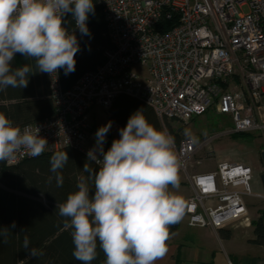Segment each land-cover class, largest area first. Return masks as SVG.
I'll list each match as a JSON object with an SVG mask.
<instances>
[{"label": "built area", "instance_id": "built-area-1", "mask_svg": "<svg viewBox=\"0 0 264 264\" xmlns=\"http://www.w3.org/2000/svg\"><path fill=\"white\" fill-rule=\"evenodd\" d=\"M98 2L113 44L104 63L65 90L57 73L50 75L54 113L20 127H40L48 142L45 151L71 146L88 154L96 146L98 128L105 125L91 123L88 115L95 116V109L106 113L120 94L144 101L161 121L187 123L213 107L230 119L222 134L257 132L264 139V0ZM172 18L175 24L166 29L161 21ZM109 132L104 151L114 140ZM197 149L189 138L175 143L179 173L191 189L185 199L188 226H248L245 198L264 201V192H252L251 167L219 161L213 170L190 172L188 163ZM28 157L21 150L6 163Z\"/></svg>", "mask_w": 264, "mask_h": 264}, {"label": "clouds", "instance_id": "clouds-1", "mask_svg": "<svg viewBox=\"0 0 264 264\" xmlns=\"http://www.w3.org/2000/svg\"><path fill=\"white\" fill-rule=\"evenodd\" d=\"M94 11L93 0H0V91L26 88L35 72H74L79 43L74 31L65 27L64 17L71 14L75 28L90 35L87 20ZM16 54L33 63L13 67ZM111 126L109 121L98 128L96 146L87 154L88 160L99 165L91 177L94 193L90 195L88 184L80 181L78 190L56 204V209L72 228V255L80 264H92L98 246L105 264H155L167 251L170 226L186 210L185 199L172 191L179 188L181 167L175 138L137 110L104 151ZM184 135L195 142L190 130L185 129ZM47 145L40 127L21 129L0 113V161L15 159L21 150L40 156ZM68 159L66 151L50 157L57 187L63 185L59 170ZM84 170L88 171L86 164ZM29 243L25 236L23 247L30 256L42 254L29 248Z\"/></svg>", "mask_w": 264, "mask_h": 264}, {"label": "trees", "instance_id": "trees-1", "mask_svg": "<svg viewBox=\"0 0 264 264\" xmlns=\"http://www.w3.org/2000/svg\"><path fill=\"white\" fill-rule=\"evenodd\" d=\"M94 14H90L87 27L90 35H82L68 14L64 17L65 27L75 33L79 51L75 56V71L65 75L57 72L60 87L65 90L86 71L103 64L105 51L113 44L109 38L106 20L98 0H93ZM164 27L175 24V18L163 19ZM32 64L26 57L16 54L13 67ZM26 88H11L0 91V113H4L16 126L38 121L54 113L51 98V78L47 73L35 72L29 76ZM137 110L157 129H166L175 138L182 139L180 130L174 131L169 120L161 121L154 110L144 101L125 94L118 95L106 111L108 121L123 128L129 117ZM241 134V133H240ZM237 134H234V136ZM67 152L68 161L59 170L63 177L62 187H57L56 173L50 171V157L56 152ZM85 164L88 171L84 170ZM99 165L88 160L84 151L64 146L37 157H28L15 164L0 161V264H80L72 252V228L67 218L58 214L56 204L66 200L68 194L77 191V183L85 181L94 193L92 174ZM93 188V189H92ZM15 222V228L12 224ZM179 222L170 226V235L176 232ZM254 243L264 245V210L253 221ZM223 231V230H222ZM223 236L226 233L222 232ZM29 238V248L42 253L32 257L23 247L24 237ZM103 251L97 248V257L92 264H105Z\"/></svg>", "mask_w": 264, "mask_h": 264}, {"label": "rangeland", "instance_id": "rangeland-1", "mask_svg": "<svg viewBox=\"0 0 264 264\" xmlns=\"http://www.w3.org/2000/svg\"><path fill=\"white\" fill-rule=\"evenodd\" d=\"M139 68V67H136ZM89 121L96 125L107 124L109 121L107 115L100 109H95L88 115ZM174 131L180 130L182 138H188L184 135L185 129L190 130L195 137V144L198 149L193 157L189 160L188 170L190 172L213 170L219 161L243 162L248 164L252 169L251 188L253 194L256 191L264 192L260 180V174L263 172L260 153L264 151V139L257 132L241 133L237 135H224L223 131L230 126L231 122L228 116L218 115L213 107H210L205 113L194 116L187 123L170 119L168 121ZM110 137L119 138V127L111 126ZM216 136L212 142L204 144L209 138ZM201 144V146H199ZM181 178L184 175L179 173ZM183 198L191 194L189 184L183 180L178 189H172ZM246 203L250 205V217L255 220L261 211L264 210V202L254 196L246 197ZM185 219L183 216L182 220ZM241 229L233 230L232 242L239 244L242 241Z\"/></svg>", "mask_w": 264, "mask_h": 264}, {"label": "crops", "instance_id": "crops-1", "mask_svg": "<svg viewBox=\"0 0 264 264\" xmlns=\"http://www.w3.org/2000/svg\"><path fill=\"white\" fill-rule=\"evenodd\" d=\"M179 180L180 183L184 180L181 175ZM259 192L261 193L256 191ZM246 204L250 217V205ZM184 216L185 219L179 221L176 232L170 235L166 243V253L155 264H264V245L252 241L254 220L251 217L248 226L237 224L228 228L212 229L190 227L185 214ZM235 229L244 230L239 244L232 242Z\"/></svg>", "mask_w": 264, "mask_h": 264}, {"label": "water", "instance_id": "water-1", "mask_svg": "<svg viewBox=\"0 0 264 264\" xmlns=\"http://www.w3.org/2000/svg\"><path fill=\"white\" fill-rule=\"evenodd\" d=\"M260 157H261V162H262V166H263V172L260 174V180H261L262 186L264 188V151H262L260 153Z\"/></svg>", "mask_w": 264, "mask_h": 264}]
</instances>
